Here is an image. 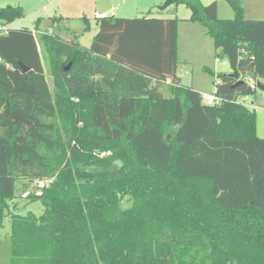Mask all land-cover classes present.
I'll list each match as a JSON object with an SVG mask.
<instances>
[{
	"label": "trees",
	"instance_id": "obj_1",
	"mask_svg": "<svg viewBox=\"0 0 264 264\" xmlns=\"http://www.w3.org/2000/svg\"><path fill=\"white\" fill-rule=\"evenodd\" d=\"M226 1L231 19L216 2L171 4L233 72L264 79V20ZM23 16L2 7L0 26ZM96 24L88 48L0 33V228L16 184L45 182L41 216L10 217V264H264V139L238 102L255 88L221 75V103L202 104L175 73L177 19Z\"/></svg>",
	"mask_w": 264,
	"mask_h": 264
},
{
	"label": "rangeland",
	"instance_id": "obj_2",
	"mask_svg": "<svg viewBox=\"0 0 264 264\" xmlns=\"http://www.w3.org/2000/svg\"><path fill=\"white\" fill-rule=\"evenodd\" d=\"M199 1L203 5L216 2L217 15L220 19L233 17V10L226 0ZM166 2L167 0H97V2L96 0H0V8L20 7L24 16L13 26L36 29L38 32H34L36 38L44 33L58 34L65 40L76 38L81 46L86 48L90 46L98 32V27L93 21V10L96 5L100 8L105 4H113L115 8H113V15L118 18L132 19L148 16L157 19H177L175 73L183 86L210 93L221 75H229L233 71L221 51L215 50L213 40L206 34L204 27L190 21V9L184 4H170L166 9L160 10ZM239 2L245 19L264 20V0H239ZM60 15L75 18L63 20L60 19ZM84 16L90 21L88 31L85 30L87 24H85ZM3 32L5 31L0 33ZM46 75L47 82L52 87V80L48 74ZM239 79L253 84L251 74H242ZM256 82L264 84V79H256ZM161 91L164 96L168 95L165 86ZM241 98L244 99V104L255 112L256 135L264 139V92L256 88L252 94ZM44 183L31 184L26 181L16 184L14 199L8 204L7 217L4 218L0 228V264H10V217L28 214L37 218L41 216L43 208L40 201V188L45 185ZM122 205L124 208H129L131 201L123 199Z\"/></svg>",
	"mask_w": 264,
	"mask_h": 264
},
{
	"label": "crops",
	"instance_id": "obj_3",
	"mask_svg": "<svg viewBox=\"0 0 264 264\" xmlns=\"http://www.w3.org/2000/svg\"><path fill=\"white\" fill-rule=\"evenodd\" d=\"M96 2H97V0H96ZM113 8H114V5L113 4H110V5H103V7H100V8H97V5L95 6V8H94V10H93V21L95 22V24H96V19L97 18H102V17H108V15H113V12H114V10H113ZM115 9V8H114ZM111 12V14H109ZM60 17V19H72V18H75V17H73V16H62V15H60L59 16ZM86 16H84V20L85 21H88V23H90V21H89V19L86 17ZM112 17H115V15H113ZM115 18H118V17H115ZM14 24H17L16 23V21L15 22H13L12 24H10V25H8V26H6V29H8V28H11V26L13 27V28H11V29H20V28H22V26H20V27H17V28H15L13 25ZM89 27H90V25H89ZM96 27H97V24H96ZM98 29V28H97ZM32 31H34V32H36V33H38L37 31H36V29H33ZM72 39V38H71ZM78 40V39H77ZM78 42H79V40H78ZM177 75V74H176ZM167 84H169V81H166L165 83H163L162 84V87H166V85ZM191 89H193V88H191ZM194 90V89H193ZM195 91V90H194ZM197 92L198 93H204L205 92V90L203 91V90H201V91H199V90H197ZM205 93H207V92H205ZM168 96V95H167Z\"/></svg>",
	"mask_w": 264,
	"mask_h": 264
},
{
	"label": "built area",
	"instance_id": "obj_4",
	"mask_svg": "<svg viewBox=\"0 0 264 264\" xmlns=\"http://www.w3.org/2000/svg\"><path fill=\"white\" fill-rule=\"evenodd\" d=\"M1 31H6V27L0 26V32ZM252 87L255 88V83L252 79ZM200 98H201V102L204 105H217L221 103V98H219L216 94H215V90L213 89L210 93H200ZM238 102L242 105H245L247 107L246 104H244V99L240 98L238 100Z\"/></svg>",
	"mask_w": 264,
	"mask_h": 264
},
{
	"label": "water",
	"instance_id": "obj_5",
	"mask_svg": "<svg viewBox=\"0 0 264 264\" xmlns=\"http://www.w3.org/2000/svg\"><path fill=\"white\" fill-rule=\"evenodd\" d=\"M170 4H171V0H167V2L164 3V5L162 7H160V10L166 9ZM19 65H20V68H21V70H22L23 73H26L29 70L27 67L23 66L21 63ZM69 66H70V63L68 64V67L67 68H69ZM66 70H68V69H66ZM228 76L236 81L234 87H236V86L241 85V84L244 83L243 80H240L239 79V75L236 72H232ZM253 81L255 83V89L257 88L260 91H263L264 92V84H261L259 82H256L255 79H253Z\"/></svg>",
	"mask_w": 264,
	"mask_h": 264
}]
</instances>
